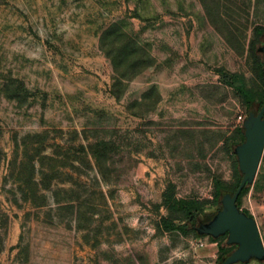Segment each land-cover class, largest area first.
I'll return each instance as SVG.
<instances>
[{"label": "rangeland", "instance_id": "1", "mask_svg": "<svg viewBox=\"0 0 264 264\" xmlns=\"http://www.w3.org/2000/svg\"><path fill=\"white\" fill-rule=\"evenodd\" d=\"M259 26L264 0H0V264H220L156 224L169 187L234 192L248 113L219 71L261 90ZM240 210L263 240L262 160Z\"/></svg>", "mask_w": 264, "mask_h": 264}, {"label": "water", "instance_id": "2", "mask_svg": "<svg viewBox=\"0 0 264 264\" xmlns=\"http://www.w3.org/2000/svg\"><path fill=\"white\" fill-rule=\"evenodd\" d=\"M264 66V44L259 49ZM241 128L244 141L234 148L238 169L242 178L232 194L221 199V209L207 223L195 228L203 237L219 238L226 236V244L235 249L222 264H248L252 261H264V244L257 223L253 217L247 216L237 208L236 201L244 189L251 185L256 176L264 153V104L257 113H249L243 119Z\"/></svg>", "mask_w": 264, "mask_h": 264}, {"label": "trees", "instance_id": "3", "mask_svg": "<svg viewBox=\"0 0 264 264\" xmlns=\"http://www.w3.org/2000/svg\"><path fill=\"white\" fill-rule=\"evenodd\" d=\"M264 44V27H256L253 31V39L249 46L250 56L253 61L254 71L258 81L261 84V90L256 92L253 88L249 87L245 79L237 74H225L222 71L219 73L222 75L225 84L229 87H232L242 103L246 108L247 113H257L262 105L264 104V66L262 64L263 56L259 49ZM234 139H238L240 143L244 141L243 130L238 128L235 132ZM237 146V145H236ZM232 160V170L233 175L236 178L235 189L238 187V184L242 178L241 173L238 169L237 159L234 152H231ZM264 162V153L262 159ZM26 183H23V186ZM250 185L244 187V189L239 194L236 205L240 210V199L246 195L249 190ZM215 193L213 200H198V199H178L175 197L173 189L171 187L167 188L162 197V205L167 211V215L160 217L158 223L156 224V229L162 233H171L178 232L183 236L193 235L194 237H200L196 231L195 227L200 221L207 220L212 218L220 209H221V198L230 193L223 195L222 183L216 182L214 185ZM22 192H24L22 190ZM234 193V192H233ZM221 197V198H220ZM207 206L214 207V212L212 214H207L205 208ZM247 216H250L246 211L241 210ZM251 217V216H250ZM212 242H218L221 250V259L220 264L223 263L225 258L233 252L235 249L234 245H227L225 237L211 238L208 237ZM264 244V238H263ZM1 247V239H0ZM264 262V261H263Z\"/></svg>", "mask_w": 264, "mask_h": 264}, {"label": "built area", "instance_id": "4", "mask_svg": "<svg viewBox=\"0 0 264 264\" xmlns=\"http://www.w3.org/2000/svg\"><path fill=\"white\" fill-rule=\"evenodd\" d=\"M204 244L205 243L202 241V239L197 240V246L198 247L202 248V247H204Z\"/></svg>", "mask_w": 264, "mask_h": 264}, {"label": "flooded vegetation", "instance_id": "5", "mask_svg": "<svg viewBox=\"0 0 264 264\" xmlns=\"http://www.w3.org/2000/svg\"><path fill=\"white\" fill-rule=\"evenodd\" d=\"M210 220H211V218H209V219H207V220L200 221V222L198 223L197 226H199L201 223H207V222L210 221ZM197 226H196V227H197ZM196 227H195V228H196ZM195 228H194V229H195Z\"/></svg>", "mask_w": 264, "mask_h": 264}, {"label": "crops", "instance_id": "6", "mask_svg": "<svg viewBox=\"0 0 264 264\" xmlns=\"http://www.w3.org/2000/svg\"><path fill=\"white\" fill-rule=\"evenodd\" d=\"M252 263H254V262H251L250 264H252Z\"/></svg>", "mask_w": 264, "mask_h": 264}]
</instances>
